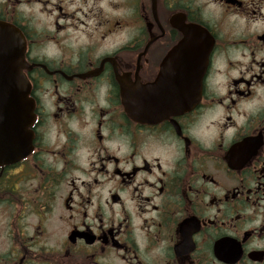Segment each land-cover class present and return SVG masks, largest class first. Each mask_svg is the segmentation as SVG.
I'll return each mask as SVG.
<instances>
[{"label": "flooded vegetation", "instance_id": "af4514ba", "mask_svg": "<svg viewBox=\"0 0 264 264\" xmlns=\"http://www.w3.org/2000/svg\"><path fill=\"white\" fill-rule=\"evenodd\" d=\"M189 26L199 101L145 120ZM16 40L34 121L0 164V264H264V0H0L4 70Z\"/></svg>", "mask_w": 264, "mask_h": 264}, {"label": "water", "instance_id": "95a60500", "mask_svg": "<svg viewBox=\"0 0 264 264\" xmlns=\"http://www.w3.org/2000/svg\"><path fill=\"white\" fill-rule=\"evenodd\" d=\"M186 33L185 40L163 61L156 81L144 87V95L153 98L145 102L148 105L145 120L186 112L199 99L212 40L194 27ZM7 35L13 40L12 32ZM18 47L16 40V69L7 71L0 66V164L17 161L31 149L29 128L34 120L33 103L21 72L22 53Z\"/></svg>", "mask_w": 264, "mask_h": 264}]
</instances>
